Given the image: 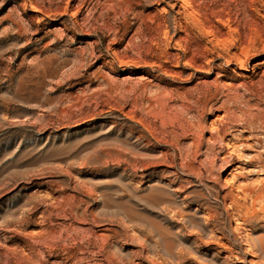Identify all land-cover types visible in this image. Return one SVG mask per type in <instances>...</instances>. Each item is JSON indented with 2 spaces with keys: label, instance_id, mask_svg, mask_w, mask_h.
Returning <instances> with one entry per match:
<instances>
[{
  "label": "rangeland",
  "instance_id": "1",
  "mask_svg": "<svg viewBox=\"0 0 264 264\" xmlns=\"http://www.w3.org/2000/svg\"><path fill=\"white\" fill-rule=\"evenodd\" d=\"M188 1L0 0V264H264V0Z\"/></svg>",
  "mask_w": 264,
  "mask_h": 264
},
{
  "label": "bare ground",
  "instance_id": "2",
  "mask_svg": "<svg viewBox=\"0 0 264 264\" xmlns=\"http://www.w3.org/2000/svg\"><path fill=\"white\" fill-rule=\"evenodd\" d=\"M175 1H177V0H175ZM179 1L181 3H184V5H190V3H189L188 0H179ZM252 243H253V245H252L253 250L251 249V246L248 249V252L251 253L250 256L252 258H255V257H260L261 255H263L262 243L261 242H256V243L255 242H252ZM217 245H219V244H217ZM218 248L221 249V250L226 251V248L225 247H221V246L219 247L218 246ZM248 264H255V263L249 262Z\"/></svg>",
  "mask_w": 264,
  "mask_h": 264
}]
</instances>
